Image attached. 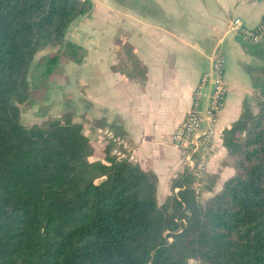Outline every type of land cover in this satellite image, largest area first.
I'll return each mask as SVG.
<instances>
[{
  "label": "trees",
  "instance_id": "trees-1",
  "mask_svg": "<svg viewBox=\"0 0 264 264\" xmlns=\"http://www.w3.org/2000/svg\"><path fill=\"white\" fill-rule=\"evenodd\" d=\"M93 7L0 0V264H264V79L253 82L257 105L247 95L239 118L222 129L235 175L202 203L185 170L159 205L157 175L113 155L111 140L94 143L70 113L45 127L20 122L36 54L62 44ZM117 43L112 69L145 80L134 47ZM259 44L248 51L256 55ZM76 47L65 53L80 62ZM45 59L49 76L60 56Z\"/></svg>",
  "mask_w": 264,
  "mask_h": 264
},
{
  "label": "crops",
  "instance_id": "crops-1",
  "mask_svg": "<svg viewBox=\"0 0 264 264\" xmlns=\"http://www.w3.org/2000/svg\"><path fill=\"white\" fill-rule=\"evenodd\" d=\"M104 7L108 15L116 16V25L106 18L104 29L115 27L117 33L104 48V65L86 60L78 78L84 96L76 103L91 108L86 120H99L94 131L91 123L84 124L94 143L102 141L98 139L101 128L124 138L132 161L157 175L158 204L172 194V180L188 170L172 134L192 107L195 89L213 55L226 56L228 93L212 124L207 170L194 183L201 184L207 198L213 196L235 175L222 129L239 118L244 98L253 89L244 64L254 55L248 51V42L232 30L231 22L241 18L246 26L255 27L263 17L264 0H138L133 6L104 0ZM118 40L134 47L146 66L145 80H128L112 69L119 60ZM106 139L104 133V145Z\"/></svg>",
  "mask_w": 264,
  "mask_h": 264
},
{
  "label": "rangeland",
  "instance_id": "rangeland-1",
  "mask_svg": "<svg viewBox=\"0 0 264 264\" xmlns=\"http://www.w3.org/2000/svg\"><path fill=\"white\" fill-rule=\"evenodd\" d=\"M92 1L95 2V6L91 13L77 18L70 25L62 44L49 46L36 54L28 75L30 82L29 97L19 105L21 111L20 122L23 125L45 127L49 120L60 117L65 113H70L74 121L81 122L83 125L88 123V127L89 123H91L90 127L93 128V131L99 125L98 119L93 118L90 121L84 118L85 113L91 109L88 108L89 106H85L82 102L76 103L77 99L84 96V94L80 93L81 89L78 85V78L79 74H82L84 71L83 66L86 60L88 62L97 60L99 64L104 65V48L107 47L108 39L117 32L115 31V27L112 31L104 29L106 18L112 19L109 23L113 26L116 25L115 13L107 14L104 0ZM111 1L120 2L124 6H133L136 2L138 3V0ZM119 37L123 36L119 35ZM69 45L77 46L74 49L82 56L80 62L74 63L68 58L65 50ZM262 50L264 52V45H259L257 48L258 53L244 64V69L251 78L252 87L256 79H264V53L262 56L259 54ZM54 54L59 55L60 60L48 76L46 75L47 65L45 56ZM204 91L206 92L207 90L205 89ZM249 96L251 103L256 106L257 98H259L258 90L253 87ZM91 112L93 111L91 110ZM90 137L93 136L90 135ZM98 139L102 140L101 145H103L104 134H100ZM101 145L99 146L101 147ZM95 158L99 159L100 157L95 156ZM198 188V200L202 203L207 199V193L203 190L201 184L200 186L198 185ZM222 188L223 185H221L216 193L221 191ZM188 264H196V260L190 259Z\"/></svg>",
  "mask_w": 264,
  "mask_h": 264
},
{
  "label": "built area",
  "instance_id": "built-area-1",
  "mask_svg": "<svg viewBox=\"0 0 264 264\" xmlns=\"http://www.w3.org/2000/svg\"><path fill=\"white\" fill-rule=\"evenodd\" d=\"M231 28L240 34L244 41L258 44L264 40V14L255 27H248L241 18H234ZM226 62V56L222 52L213 55L209 69L202 74L195 89L192 107L172 134L173 143L181 151L188 170L196 176V182L207 170L209 146L214 133L212 124L228 93L224 78ZM99 133H105L113 142V155L133 159L132 155L127 154L130 146L124 138L115 136L108 130L104 132L103 128L99 129ZM194 187L198 192L197 185Z\"/></svg>",
  "mask_w": 264,
  "mask_h": 264
}]
</instances>
